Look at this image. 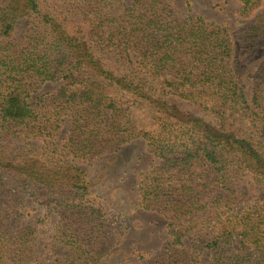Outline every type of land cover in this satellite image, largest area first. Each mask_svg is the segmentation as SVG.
Returning <instances> with one entry per match:
<instances>
[{"label":"trees","instance_id":"16d2710c","mask_svg":"<svg viewBox=\"0 0 264 264\" xmlns=\"http://www.w3.org/2000/svg\"><path fill=\"white\" fill-rule=\"evenodd\" d=\"M238 1L242 19L264 4ZM241 33L257 48L264 14ZM233 45L227 28L169 0H0V264H102L119 219L69 158L137 140L159 160L139 175L140 207L166 216L172 238L147 264H199L202 252L264 264V63L250 100ZM49 82L62 86L32 105ZM143 105L150 127L134 118ZM28 201L59 217L44 253Z\"/></svg>","mask_w":264,"mask_h":264},{"label":"rangeland","instance_id":"374dc122","mask_svg":"<svg viewBox=\"0 0 264 264\" xmlns=\"http://www.w3.org/2000/svg\"><path fill=\"white\" fill-rule=\"evenodd\" d=\"M169 2L183 14L191 12L194 16L229 30L234 44L232 61L234 73L244 86L248 99H254L262 88L259 85L260 81L257 80V73L264 63V38L259 41L257 48L249 50L241 31L264 14V4L252 18L242 19L238 14L241 8L238 0H169ZM247 43L250 44L248 41ZM61 86L62 82L45 83L31 95L29 102L36 105L42 97L55 93ZM134 113L138 124L151 126L150 107L138 106ZM194 114L207 120L211 119L204 114ZM64 120L62 129L55 137L59 145L66 140L71 126L69 119ZM26 142L36 147L44 146V139ZM69 160L87 173L92 183L90 198L101 205L108 215L119 219L114 247L102 264H147L172 241L168 228L169 219L155 212L143 211L140 207L139 175L159 164V160L150 152L144 140L134 141L122 147L119 152L105 154L92 161L73 158ZM23 213L27 221L38 225L40 252H46L50 247V233L59 220L58 215H49L44 207L32 201L26 203ZM198 260L199 264H213L208 252L199 254Z\"/></svg>","mask_w":264,"mask_h":264}]
</instances>
